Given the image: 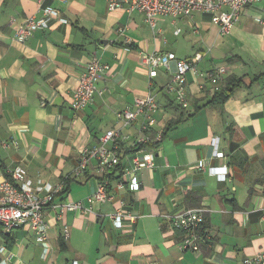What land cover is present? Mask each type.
<instances>
[{
	"label": "crops",
	"instance_id": "0c3cea01",
	"mask_svg": "<svg viewBox=\"0 0 264 264\" xmlns=\"http://www.w3.org/2000/svg\"><path fill=\"white\" fill-rule=\"evenodd\" d=\"M110 1L0 0V182L22 167L32 179L65 184L67 192L55 204L70 200L90 207L88 198L100 182L95 162L81 177L73 172L84 148L120 126L117 112L152 92L161 103L157 129H173L154 169L139 172L138 192L119 190L114 178V199L95 204L91 213L69 212L60 221L58 209L47 212L48 260L28 229L0 232V258L13 255L14 264H243L264 252V1L244 7L227 36L210 13L161 17L152 30L143 14L111 11ZM44 7L58 10L67 23L54 19L49 28L17 41L18 28ZM208 50L201 69L224 65L238 83L221 105L211 103L212 85L201 90L190 74V106L181 108L162 91L175 64L170 71L159 69L153 86L141 64L143 53L186 59ZM94 57L109 66L96 82L101 94L74 111L73 90ZM214 139L223 158L215 156ZM224 166L223 181L210 169ZM121 207L140 218L116 229L109 215ZM197 208L207 210L200 250H182L186 234L167 217Z\"/></svg>",
	"mask_w": 264,
	"mask_h": 264
},
{
	"label": "built area",
	"instance_id": "2783aa9c",
	"mask_svg": "<svg viewBox=\"0 0 264 264\" xmlns=\"http://www.w3.org/2000/svg\"><path fill=\"white\" fill-rule=\"evenodd\" d=\"M262 1L264 0H111L109 8L111 11L124 8L129 13L143 14L152 30L156 29L158 19L161 17L192 18L196 13H210L213 15L212 23L217 26L220 35L227 36L239 22L242 9ZM41 14L39 17L28 18L18 28L15 33L17 41L25 42L39 29L49 28L54 19L67 23L55 8L44 7L41 9ZM117 32L124 35L125 30L119 28ZM209 51H198L186 59H179L173 52L143 53L141 64L148 71L151 86L153 80L158 77L159 69L165 68L170 71L175 64V69L162 91L173 97L178 106L188 109L190 106L188 75L197 78L201 90L207 84L212 85L214 93L222 90L230 75V71L224 65L208 70L201 69L200 64ZM108 69L109 66L102 63L98 57L91 60L73 90L74 111L84 110L94 104L97 94H101L96 82ZM160 109L161 103L156 94L149 92L146 95H137L133 105L117 112L116 117L120 126L105 132L96 145L82 150L73 176L76 178L83 176L95 162V169L100 178L96 192L88 198L90 207L84 206L82 202L70 200L57 205L55 199L64 192V183L53 185L43 179H32L22 167L10 170L9 178L0 182V225L3 230L10 234L14 230L28 229L42 246V259L48 260L52 252L46 219L49 210L58 209V219L63 221L69 212L87 214L92 212L95 204L111 202L114 199L111 192L113 179L111 174L114 173L120 176L117 179L119 190L138 192L141 187L138 174L145 169H154L156 154L164 139L163 132L157 129ZM218 141L219 139H214L212 142L216 147L215 156L223 158L224 154L218 151ZM210 171L223 181L228 175L227 166L211 168ZM262 190L264 192V187ZM206 213V209L197 208L167 217L173 228L186 234L181 244L182 250L195 252L200 250L203 240L200 229ZM139 218L140 216L134 211H125L122 207L109 215L116 229H123L126 222L134 224ZM65 235L69 236L68 228H65ZM3 256L0 258V264H14L13 255ZM68 264L81 263L73 260ZM243 264H264V252L246 258Z\"/></svg>",
	"mask_w": 264,
	"mask_h": 264
},
{
	"label": "trees",
	"instance_id": "16d2710c",
	"mask_svg": "<svg viewBox=\"0 0 264 264\" xmlns=\"http://www.w3.org/2000/svg\"><path fill=\"white\" fill-rule=\"evenodd\" d=\"M238 85V83L235 81V80H233V79H231L230 77L229 78H227V80H226V83H225V86L222 88V90L221 91H218V92H216L215 94H214V97H213V99H212V101H211V103L212 104H214V105H221V104H224L231 96H232V94H233V91H234V89H235V87ZM174 124H172V126H173ZM171 125L169 126H167L165 129H164V132H163V135H164V137H165V135L170 131V130H172L173 129V127H172ZM122 167V166H121ZM120 167V168H121ZM116 174L114 173V174H111V178H117V179H119L120 178V176L118 175V177H116L115 176ZM67 192V190L64 192V193H66ZM4 230H3V227L0 225V232L2 233ZM8 236V235H7ZM12 242H13V239L11 240Z\"/></svg>",
	"mask_w": 264,
	"mask_h": 264
},
{
	"label": "rangeland",
	"instance_id": "374dc122",
	"mask_svg": "<svg viewBox=\"0 0 264 264\" xmlns=\"http://www.w3.org/2000/svg\"><path fill=\"white\" fill-rule=\"evenodd\" d=\"M193 23V22H192ZM21 231V230H20Z\"/></svg>",
	"mask_w": 264,
	"mask_h": 264
}]
</instances>
